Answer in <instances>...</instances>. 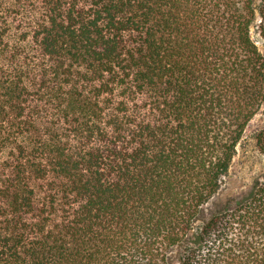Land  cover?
Instances as JSON below:
<instances>
[{
  "label": "trees",
  "instance_id": "16d2710c",
  "mask_svg": "<svg viewBox=\"0 0 264 264\" xmlns=\"http://www.w3.org/2000/svg\"><path fill=\"white\" fill-rule=\"evenodd\" d=\"M255 34L264 0H0V264H264V178L221 192Z\"/></svg>",
  "mask_w": 264,
  "mask_h": 264
},
{
  "label": "rangeland",
  "instance_id": "374dc122",
  "mask_svg": "<svg viewBox=\"0 0 264 264\" xmlns=\"http://www.w3.org/2000/svg\"><path fill=\"white\" fill-rule=\"evenodd\" d=\"M255 37L264 48V42L258 34H255ZM262 125H264V106L251 119L237 146V153L221 189L222 194H237L246 190L255 181L264 178V153L258 149L254 138L256 131Z\"/></svg>",
  "mask_w": 264,
  "mask_h": 264
}]
</instances>
